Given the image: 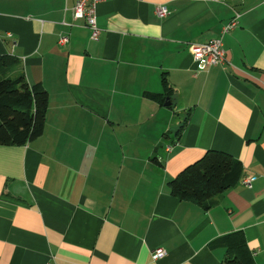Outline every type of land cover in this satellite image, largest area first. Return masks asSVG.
<instances>
[{"label": "crops", "instance_id": "0c3cea01", "mask_svg": "<svg viewBox=\"0 0 264 264\" xmlns=\"http://www.w3.org/2000/svg\"><path fill=\"white\" fill-rule=\"evenodd\" d=\"M75 2L0 0V56L48 92L42 135L0 146V264H220L235 231L264 264V0H107L97 40ZM234 12L226 62L194 61ZM208 150L251 184L204 210L168 182Z\"/></svg>", "mask_w": 264, "mask_h": 264}, {"label": "trees", "instance_id": "16d2710c", "mask_svg": "<svg viewBox=\"0 0 264 264\" xmlns=\"http://www.w3.org/2000/svg\"><path fill=\"white\" fill-rule=\"evenodd\" d=\"M19 61L0 56V146H20L42 135L48 106V92L40 83L30 85L23 73L14 75ZM162 94H149L161 103L170 98V88L162 77ZM170 101V99H169ZM245 178L240 161L227 153L208 150L196 162L185 167L168 182L173 196L208 210L215 205V197L236 187ZM225 250L220 264H254L242 231H235L219 239Z\"/></svg>", "mask_w": 264, "mask_h": 264}, {"label": "built area", "instance_id": "2783aa9c", "mask_svg": "<svg viewBox=\"0 0 264 264\" xmlns=\"http://www.w3.org/2000/svg\"><path fill=\"white\" fill-rule=\"evenodd\" d=\"M107 0H76L72 7V16L75 19H81L84 21L85 26L90 31L91 40H97L100 35V29L96 22V8L100 3ZM227 1V0H226ZM155 13L159 18H164L168 15V10L165 6L159 5L155 8ZM240 13L234 12L230 21L225 24L220 32V35L210 39L204 43H192L190 45L192 57L194 61H205L208 65H220L226 62V52L223 48V36L232 31L238 24V18ZM69 41L68 36L60 35L58 38L59 45H66ZM170 147H168V150ZM245 186H250L251 179L245 178L241 181ZM165 251L158 249L152 253V260L156 261L165 256Z\"/></svg>", "mask_w": 264, "mask_h": 264}, {"label": "water", "instance_id": "95a60500", "mask_svg": "<svg viewBox=\"0 0 264 264\" xmlns=\"http://www.w3.org/2000/svg\"><path fill=\"white\" fill-rule=\"evenodd\" d=\"M167 101L165 102V105H170L171 102H169V98L166 99Z\"/></svg>", "mask_w": 264, "mask_h": 264}]
</instances>
